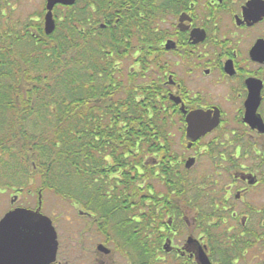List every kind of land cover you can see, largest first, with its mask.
Masks as SVG:
<instances>
[{
	"label": "flooded vegetation",
	"instance_id": "1",
	"mask_svg": "<svg viewBox=\"0 0 264 264\" xmlns=\"http://www.w3.org/2000/svg\"><path fill=\"white\" fill-rule=\"evenodd\" d=\"M31 2L0 0V46L43 28L46 0L40 13L20 15ZM74 4L82 38L105 30L127 43L143 57L147 87L159 90L170 130L141 149L142 187L150 167L162 193L173 183L190 198H127L124 211L114 198H62L76 210L56 212H44L42 198H11L0 221L15 208L38 210L57 248L53 257L35 236L0 232V264H203L202 253L207 264H264V0H74L53 6L55 25ZM189 114L198 115L190 134ZM122 215L141 225L134 243L118 231Z\"/></svg>",
	"mask_w": 264,
	"mask_h": 264
},
{
	"label": "trees",
	"instance_id": "2",
	"mask_svg": "<svg viewBox=\"0 0 264 264\" xmlns=\"http://www.w3.org/2000/svg\"><path fill=\"white\" fill-rule=\"evenodd\" d=\"M35 30L33 39L27 32L0 46V170L14 181L3 184L16 185V192L35 180L36 197L51 192L76 204H82L76 198H114L118 211L129 209L127 198L139 205V198H190L172 182L162 193L150 167L142 187L141 149L158 147L170 130L156 84L143 81V57L134 60L127 43L105 30L82 38L76 4L51 34L42 21ZM130 61L136 69L125 68ZM153 217L156 203L148 209L150 229L157 226ZM117 221L124 239L137 241L141 225L126 215Z\"/></svg>",
	"mask_w": 264,
	"mask_h": 264
},
{
	"label": "water",
	"instance_id": "3",
	"mask_svg": "<svg viewBox=\"0 0 264 264\" xmlns=\"http://www.w3.org/2000/svg\"><path fill=\"white\" fill-rule=\"evenodd\" d=\"M56 3L72 5L74 0H46L45 14L43 17V31L46 35L51 34L55 28V21L52 16V8ZM198 115L189 114L187 116V132L192 133L191 128ZM193 139V138H192ZM40 198V193L38 195ZM0 232L6 234H30L36 237V242H43L47 246V250L52 252L54 257L57 248L56 232L51 222L45 216L38 213V210H30L25 208H15L10 211L0 221ZM43 238V239H40ZM34 241V240H33ZM199 259L203 264H207V259L200 255Z\"/></svg>",
	"mask_w": 264,
	"mask_h": 264
},
{
	"label": "rangeland",
	"instance_id": "4",
	"mask_svg": "<svg viewBox=\"0 0 264 264\" xmlns=\"http://www.w3.org/2000/svg\"><path fill=\"white\" fill-rule=\"evenodd\" d=\"M31 3H26L24 4L23 8L20 11L21 17H26L28 14H31L32 12L36 11L37 13L41 12L42 9V0H31ZM132 65V61L125 63V68H129V66ZM136 69V67L133 66V70ZM174 130H172V133ZM3 171L0 170V206H9L10 205V199L11 198H17L14 204L20 205V206H27V205H32L33 199L35 201L36 194L31 190V186H34L37 184V182L34 180V182L28 183L27 186H23V191H16L14 192L13 190H18L19 187L16 185L12 186V188H8L5 186L3 183L6 181H9L7 179H3ZM6 178V177H5ZM17 179V178H16ZM11 183H13V180H10ZM30 198V201L28 202V199ZM42 202L44 204V212H56V211H61V210H76V208H72L69 205V202L64 201L62 198H60L57 195L52 194L51 192H45L41 195ZM35 205V203H34ZM59 220L61 218L59 217ZM58 230L61 234V228L58 226Z\"/></svg>",
	"mask_w": 264,
	"mask_h": 264
}]
</instances>
